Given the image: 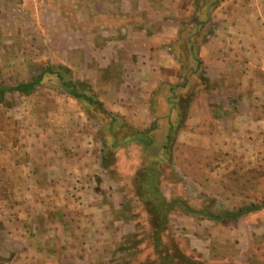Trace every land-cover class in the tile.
Segmentation results:
<instances>
[{
  "label": "rangeland",
  "instance_id": "obj_1",
  "mask_svg": "<svg viewBox=\"0 0 264 264\" xmlns=\"http://www.w3.org/2000/svg\"><path fill=\"white\" fill-rule=\"evenodd\" d=\"M102 1L0 0V87L28 83L48 68H66V78L82 84L77 92L96 98L89 82L102 75L109 51L104 52L101 36L94 48L89 33L113 23L100 16ZM114 12L117 10L111 13ZM199 78L194 79L189 98H199L198 86L204 84ZM70 92L56 76L48 75L44 85L30 96L7 94L0 105V159L8 156L22 162L27 156H45L51 161L61 159L68 168L75 169L77 166H70V161L90 157L85 166L80 164L82 170L76 175L63 174L62 204L73 196L69 198L74 201L70 205L101 207L96 213L98 219L109 222L102 233L113 244L108 246L110 250H103L106 260L89 263L86 254L91 252L71 244L67 236L49 238L57 240L50 245L42 243L39 233L43 220L38 213L36 219L21 215L24 213H7L9 208L37 199L21 198V183L14 194L0 175V264H264L263 209L239 222L196 220L175 210L170 212L169 225L159 236L160 245L154 219L142 198L146 195L140 196L136 189L137 176L153 167L168 201L184 199L193 209L233 212L250 205L264 206L261 173L254 174L255 181L249 182L252 190L248 197L231 195L237 191L234 188L247 191V182L243 181H218L209 192L192 183L189 186L174 168L176 125L167 132L166 123H161V128L151 133L153 147L146 152L136 141L143 139L142 134L130 130L125 118L110 113L108 107L109 115L92 103H81ZM153 154L161 155L159 163L151 160ZM102 160L112 174L101 167ZM82 189H89L86 197L77 195ZM22 209L19 208L21 212ZM70 214L59 215L64 228ZM13 222L18 225L15 239L7 234ZM90 236L87 248L99 253L104 246L93 243L94 234ZM24 238L32 242L30 246Z\"/></svg>",
  "mask_w": 264,
  "mask_h": 264
},
{
  "label": "crops",
  "instance_id": "obj_2",
  "mask_svg": "<svg viewBox=\"0 0 264 264\" xmlns=\"http://www.w3.org/2000/svg\"><path fill=\"white\" fill-rule=\"evenodd\" d=\"M102 5L100 16L113 23L89 33L94 48L101 36L104 52L109 51L102 75L89 82L96 99L125 118L136 134L154 125L161 128V123H166L167 132L176 125L174 168L189 186L209 192L218 181H243L247 191L238 187L231 195L250 196L254 174L264 176V0H103ZM198 77L204 81L198 86L199 98H189ZM181 116L185 117L179 125ZM136 141L145 148L140 138ZM2 159L0 175L11 191L21 183L20 197L38 201L24 202L7 213H24L30 219L38 213L42 243L50 245L57 240L49 238L67 236L71 244L92 253L86 254L89 263L106 260L103 250H110L113 241L102 233L109 225L98 219L102 208L70 205L73 196L62 204L63 174L76 175L90 157L70 161L75 169L45 156H27L22 162ZM88 190L76 193L86 197ZM62 213L72 214L67 228L59 222ZM8 227L7 234L15 239L18 225ZM65 229L68 233L63 234ZM92 234L93 243L104 246L102 252L87 248Z\"/></svg>",
  "mask_w": 264,
  "mask_h": 264
},
{
  "label": "trees",
  "instance_id": "obj_3",
  "mask_svg": "<svg viewBox=\"0 0 264 264\" xmlns=\"http://www.w3.org/2000/svg\"><path fill=\"white\" fill-rule=\"evenodd\" d=\"M68 71L66 68H48L42 71L41 75L28 83H20L13 87H0V105H2L6 100L7 94L18 93L23 96H30L35 91H37L40 87L44 85V79L48 75H54L61 82V84L70 89V95L77 99L81 103H92L98 106L101 110H103L107 115L110 113L107 112L104 108V105L96 99L94 96H88L85 94H79L77 92L78 88L82 86L80 83H73L69 79L66 78L65 73L63 71ZM156 129L155 125L147 132L142 134L141 139L145 142V151H149L151 147H153V142L150 139L151 133ZM167 145V143L165 144ZM167 148V146H166ZM151 160L159 163L161 160L160 154H153L150 156ZM102 167L108 171L110 174L113 173L107 163L102 160ZM148 172L143 173L141 176H137L136 178V189L137 192H140V196L143 194L146 195L143 201L146 203L150 216L154 219L155 228L157 230L158 244L161 245L162 241L159 237L168 227V220L170 212L178 210L184 215L193 217L196 220H211L215 222H222L224 220H230L233 222H239L244 219L247 215L260 211L264 209V206H256L250 205L246 206L242 209H238L233 212H217V211H209L207 209H193L186 200L184 199H174L172 201H168L164 194L162 193L160 187V182H158L155 173L157 170L153 167L151 169L147 168ZM155 175V176H154ZM167 260V258H165ZM169 264V263H167Z\"/></svg>",
  "mask_w": 264,
  "mask_h": 264
}]
</instances>
